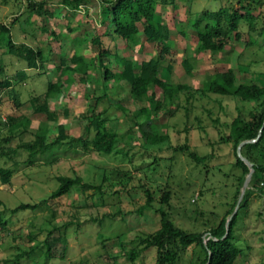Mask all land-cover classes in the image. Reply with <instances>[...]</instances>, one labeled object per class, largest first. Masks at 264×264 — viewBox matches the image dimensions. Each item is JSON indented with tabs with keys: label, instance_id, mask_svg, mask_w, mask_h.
<instances>
[{
	"label": "rangeland",
	"instance_id": "374dc122",
	"mask_svg": "<svg viewBox=\"0 0 264 264\" xmlns=\"http://www.w3.org/2000/svg\"><path fill=\"white\" fill-rule=\"evenodd\" d=\"M237 1L178 0L177 10L172 5L157 8L170 32L169 43L165 44L171 51L161 78L187 88L181 90L173 105H163L160 115L146 122L139 115L149 102L133 99L126 81L108 90V84L99 81L95 70L88 76L81 72L62 75L65 67L77 66L73 62L76 41L81 42L79 54L86 60L96 56L98 48L91 39L110 23L105 20L103 2L91 0L86 7L72 10L47 0L45 8L50 14L27 19V0H0V24L9 28L7 37L17 45L40 48L46 58L39 68L28 67L24 59L9 52L5 42H0V63L5 68L0 80L10 84L2 85L0 92V152L2 148L12 151L20 143L35 139V132L44 122L50 128L48 142L56 140L61 124L72 138L86 140L91 117L100 112L108 118L105 126L122 139L117 146L122 152L110 156L78 143L70 148L54 147L51 155H38L34 163L28 161L26 150H20L13 159L0 158V166L15 169L12 184L0 185L2 216L7 222L0 231L1 260L24 254L21 264H133L123 255V246L131 249L139 245L140 238L160 227L159 201L166 187L171 190L167 209L179 227L204 231L209 227L205 221L218 222L227 216L238 183L234 176L241 171L233 166V145L211 143L219 139V119L222 123L232 120L239 114L237 108L243 118L249 119L256 103L212 93L203 95L202 88L216 73L230 69L238 83L264 86V5L248 3L258 16L255 28L242 23L241 38L231 39L219 52H196L198 38L192 22L206 11L247 5ZM44 27L55 31L56 36L45 32ZM140 39L137 46L117 40L120 54L134 59L136 68L143 60L156 57L161 49L143 32ZM188 58L193 64L191 75L184 66ZM49 82H62L65 87L48 103L51 117L49 113H34L35 105L44 101ZM104 94L109 97L100 102L98 96ZM25 117L31 121L25 133L17 134L10 142L3 141L10 136L3 122ZM141 127L145 132L168 135L169 139L158 145L146 143ZM185 145L200 156L214 153L207 169L197 165L186 151L175 150ZM61 175L79 176L92 187H75L68 195L53 200L50 195L59 187L57 178ZM147 190L154 196L153 208L139 214L147 202ZM22 204L36 208L14 213L13 209ZM204 237L207 239V234ZM236 237L243 254L237 264H264V190H255L248 207L240 211ZM196 252L193 248L185 252L182 264H197L202 254L199 249ZM155 261L156 249L151 248L137 263Z\"/></svg>",
	"mask_w": 264,
	"mask_h": 264
},
{
	"label": "trees",
	"instance_id": "16d2710c",
	"mask_svg": "<svg viewBox=\"0 0 264 264\" xmlns=\"http://www.w3.org/2000/svg\"><path fill=\"white\" fill-rule=\"evenodd\" d=\"M46 1L27 0L25 7V14L28 15L27 19H30L32 16L42 19L47 14H50L45 8ZM52 1H57L65 8L77 10L81 6L86 7L91 0ZM100 1L105 4V20L109 19L110 23L101 33L96 31L91 39L92 44L98 48L96 56L91 58V60H86L83 55L79 54L81 42L76 41L77 52L74 54L73 62H76L77 66L65 67L62 70V75H68L69 77L73 73L81 72L88 76L95 70L99 81L106 85L108 84V90L114 84L126 81L131 87L133 99L149 102L148 106L141 108L139 115L143 117L144 121L149 122L160 115L163 105H173L175 99L179 97L178 95L181 90L187 88L185 85L175 86L171 82L164 81L161 78L163 64L166 61V56L171 51L169 50V46L165 44L166 42L169 43L170 32L169 27L160 19L161 17L158 14L157 8L159 6L172 5L177 10L178 0ZM181 1L191 3L195 0ZM249 2L258 4L260 7L264 5V0H238L237 4L241 5V3H245L247 5H241L240 7L235 5L232 7L230 5L218 11H206L202 14V17H198L193 21L192 27L195 29L198 38L196 52H219L224 50L229 43L228 41L241 38L240 26L242 23L249 24L252 29L255 28V20L258 16L251 12ZM16 20L20 21L18 18ZM44 31L49 32L52 36H56V32L50 30L48 27H44ZM142 32L149 42L160 45L161 49L158 51L156 57L154 56L150 60H143L141 67L136 68L134 59L120 54L117 40L137 46L141 43ZM7 35H10L9 28L0 24V42H5V46L9 52L24 59L28 63V67L39 68V63L45 62L46 58L44 57L43 50L40 48L35 50L25 44L17 45ZM143 46L144 43L141 48ZM184 66L187 74L191 75L193 64L190 58L185 59ZM4 69L3 63H0V74ZM5 84L7 87L10 86L9 82L0 80V92L1 86ZM64 88L62 82H49L44 101L40 105H35L34 113L50 114L48 108L49 101L55 98ZM202 93L203 95L212 93L225 98L239 99L242 102L256 103V107L250 113L249 119L243 118L240 115L239 108H237L239 110L238 116L232 118V120L222 123L219 119V127L216 128L219 139L211 143L214 146L216 144L220 146L233 145L235 149V162L233 166L241 172L234 176L238 180V183L231 209L227 213V216L221 218L218 222L205 221L204 223L209 227L204 231L187 230L177 226L170 216L167 208L171 205V190L166 187L159 201L160 227L145 238H140L139 245L131 249H126L125 245L123 246V255L133 264H139L137 263L139 257L143 252L151 248L156 249V261L154 264H182L184 254L190 248H193L195 253L199 249V252L203 255V257L200 255L197 264H237L238 259L243 255L236 237L238 216L242 209L248 207V200L254 194V191L264 190V86L254 83H238L234 71L230 69L227 72H218L211 80L206 81L202 88ZM108 97L109 94L100 95L98 96V100L103 102ZM15 105L18 107V103ZM224 109L225 107L222 106V111ZM105 115L104 112H100L91 117L90 124L88 125L89 136L86 140L72 138L65 126L61 124L58 128L56 140L48 142L47 134L50 128L48 123L44 122L40 125L39 130L37 129L35 132V139L20 143L12 151L10 148H2L0 158L8 157L13 159L14 155H17L20 150H26L29 152L28 161L34 163L38 155L47 157L54 147L70 148L78 143H82L86 146V149L94 150L102 156L120 153L122 151L118 150L117 146L121 143L122 139L116 132L109 130L105 126V123L108 121ZM30 123V119L26 117L20 121H17L15 118H9L7 122H3V125L9 127L10 136L9 138H4L3 141L10 142L17 134L21 135L25 133ZM153 127L156 128L155 126ZM141 130L146 143L158 145L169 139L168 135L145 132L142 127ZM92 131L93 135H91ZM254 140L256 141L253 142ZM243 142L247 143L242 146L241 154L252 164L254 172L250 182L251 188L246 191L238 212L229 221L230 216L235 212L245 180L251 172V168L238 154L239 146ZM175 150L186 151L189 157L197 165L203 166L204 169H207L209 161L214 158V153L200 156L197 152L190 149L189 145L176 147ZM14 171L15 169L11 167L0 166V185L12 184ZM57 181L59 187L50 195V198L53 200L68 195L75 187H82L84 189L92 187L84 183L83 179L79 176L70 177L61 175L58 176ZM146 195L147 202L138 210L139 214H143L145 210L153 208L154 196L152 192L147 190ZM3 205V201L0 200V231L4 230L7 226V222L2 216L1 207ZM35 208L36 206L32 204H22L18 208L13 209V212ZM205 234H207V239L204 237ZM34 249L36 248L31 250L32 253H34ZM48 251L51 254L50 248ZM26 255H30V252ZM23 257L24 254H21L16 259H0V264H21L20 261Z\"/></svg>",
	"mask_w": 264,
	"mask_h": 264
},
{
	"label": "water",
	"instance_id": "95a60500",
	"mask_svg": "<svg viewBox=\"0 0 264 264\" xmlns=\"http://www.w3.org/2000/svg\"><path fill=\"white\" fill-rule=\"evenodd\" d=\"M262 133V132H261ZM261 133H260V135H261ZM256 140H254L253 142H255ZM247 142H243L240 146H239V149H238V154H239V156L246 162V164L251 168V172H250V174L247 176V178H246V180H245V183H244V185H243V188H242V193H241V195H240V198H239V201H238V203H237V206H236V209H235V212H234V214L229 218V221L234 217V215L238 212V210H239V207H240V205H241V202H242V200L244 199V196H245V194H246V191H247V189H248V186H249V183H250V181H251V178H252V174H253V172H254V169H253V167H252V164L247 160V159H245L243 156H242V154H241V148H242V146L244 145V144H246Z\"/></svg>",
	"mask_w": 264,
	"mask_h": 264
}]
</instances>
